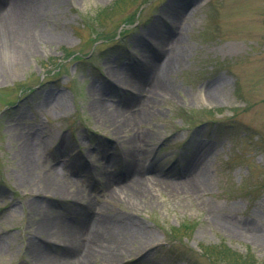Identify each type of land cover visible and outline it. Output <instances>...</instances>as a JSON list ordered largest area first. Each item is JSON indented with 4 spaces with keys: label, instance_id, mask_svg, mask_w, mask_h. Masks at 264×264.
Segmentation results:
<instances>
[{
    "label": "rangeland",
    "instance_id": "374dc122",
    "mask_svg": "<svg viewBox=\"0 0 264 264\" xmlns=\"http://www.w3.org/2000/svg\"><path fill=\"white\" fill-rule=\"evenodd\" d=\"M34 2L0 35V264L76 259L83 219L117 244L80 264H264V0Z\"/></svg>",
    "mask_w": 264,
    "mask_h": 264
},
{
    "label": "bare ground",
    "instance_id": "6f19581e",
    "mask_svg": "<svg viewBox=\"0 0 264 264\" xmlns=\"http://www.w3.org/2000/svg\"><path fill=\"white\" fill-rule=\"evenodd\" d=\"M36 0H13L12 1V5L6 9H2L0 10V35L1 33L6 32L8 35H20L23 34L25 32H28L32 29V23H33V18H35L34 14L35 13L32 8L37 7L38 4L37 2H34ZM40 11L44 10L43 6L39 5V7H37ZM1 9V6H0ZM181 11V10H180ZM181 13V12H180ZM178 12V16H180V14ZM176 23V22H174ZM151 30H157L158 33H161V29L158 27L153 26L151 28ZM172 43H170V45H172ZM169 45V46H170ZM174 45V44H173ZM160 47H162L160 45ZM168 46H164L163 49L164 51L166 50ZM163 51V52H164ZM162 52V51H161ZM162 52V53H163ZM161 53V54H162ZM168 60L166 61V63L162 62V65H158V68L160 71H165L169 68V66L171 65V53L167 56ZM156 66L157 64H152L151 68H146L144 70V73L142 75L141 78H139V81L135 83H133L136 87V89L139 90V86L142 85H147L149 83L150 80V74L153 73V71L156 70ZM118 76L121 77L120 73H118ZM122 81L126 82V77H121ZM131 83L133 82L132 80H129ZM128 81V82H129ZM139 96V95H138ZM107 105L108 108H110L112 105H109L107 102L105 103ZM133 104V102H132ZM126 106V107H125ZM124 108H118V110H114L112 111V114L115 116L113 117L114 123L116 125H118L119 128L122 127H129L131 125L130 120L127 119V121H125V117H124V113L125 115L127 114H131L129 113V111L131 110V104H127L125 105ZM118 116V117H117ZM118 128V129H119ZM131 153V152H130ZM133 154V152H132ZM28 155H30V152H28ZM131 158V163L129 165L128 168V175H133L134 174V165H135V160H133V155H130ZM136 166V165H135ZM136 178V176H135ZM50 186L53 185V188L56 191H61L60 188H58V186L56 187L53 183H48ZM137 181L134 182L133 184V188H135L137 186ZM199 186V185H198ZM49 189V186H47ZM201 187V186H199ZM198 187V188H199ZM51 188V187H50ZM136 190V189H134ZM139 193V192H137ZM87 220V219H86ZM86 220L83 219V224L80 226V229L76 230L75 228H67V229H63V230H59V232L66 236V241H70V242H74L73 246H68L69 248H71L73 250V252H71L72 254H74L76 251H78V253H80L79 255L81 256H75L76 259H74V257H66V258H52L51 256H49L48 260L53 262V264H80L79 262V258H81L82 262L86 261L88 258H95L96 254H98V252H102L104 253V257L109 259L113 257V246L117 244L116 240H115V244L112 243V241L109 239L108 244H105L103 242H90V240L86 239V240H82L80 236V233H82L85 230L86 227ZM98 223H95L97 225H101L103 222L98 220ZM60 227V226H59ZM47 228V227H45ZM89 236H85V238H88ZM83 241V242H82ZM89 241V242H88ZM94 241V240H93ZM32 256L39 258V256L41 255H48L45 252H42L40 250H36V248H33L32 250ZM82 252V254H81ZM100 252V253H101ZM81 262V263H82Z\"/></svg>",
    "mask_w": 264,
    "mask_h": 264
},
{
    "label": "trees",
    "instance_id": "16d2710c",
    "mask_svg": "<svg viewBox=\"0 0 264 264\" xmlns=\"http://www.w3.org/2000/svg\"><path fill=\"white\" fill-rule=\"evenodd\" d=\"M233 260L236 262V264H241L243 262V260L239 258H233Z\"/></svg>",
    "mask_w": 264,
    "mask_h": 264
}]
</instances>
